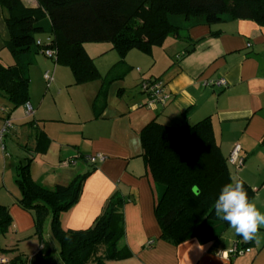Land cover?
Here are the masks:
<instances>
[{"label": "crops", "instance_id": "obj_1", "mask_svg": "<svg viewBox=\"0 0 264 264\" xmlns=\"http://www.w3.org/2000/svg\"><path fill=\"white\" fill-rule=\"evenodd\" d=\"M21 2L28 8L37 7L36 0ZM8 42L5 12L0 7V64L4 67L15 64ZM103 45L84 46L101 80L74 85L68 68L41 54H29L21 63L30 61L27 77L32 115L26 116L24 107L13 111L0 98V130L4 119L11 123L0 150V205L11 217L6 234H10V243L18 236L34 234L33 216L15 202L19 164L30 160L32 181L52 189L67 186L76 175L90 171L86 157H99L82 185L78 202L59 220L64 231L86 230L109 197L117 193L126 198L121 243L126 258L106 264H264V226L251 240L249 252L241 256L231 255L246 242L236 239L234 229L231 235L224 233L204 244L196 237L177 246L160 240L153 184L143 162L141 142L136 146L130 143L134 137L140 141L141 130L151 121L183 128L209 119L231 181L244 183L253 192L251 202L264 213V27L248 21H225L167 39L159 48L160 56H155V49L150 56L130 51L124 68L131 73L113 81L96 108L94 100L103 80L119 62L111 46ZM46 73L52 78L49 86L43 78ZM221 79L226 88L203 85ZM152 80L163 82L170 100L165 106L139 108L147 101L140 84ZM236 145L243 159L240 169L227 161ZM46 234L45 240L54 250L50 229ZM2 250L15 253L9 257L0 252V260L7 263L21 257L15 247Z\"/></svg>", "mask_w": 264, "mask_h": 264}, {"label": "trees", "instance_id": "obj_2", "mask_svg": "<svg viewBox=\"0 0 264 264\" xmlns=\"http://www.w3.org/2000/svg\"><path fill=\"white\" fill-rule=\"evenodd\" d=\"M36 2V8H28L21 0H0L9 34L8 50L15 60L12 66L0 64V98L14 110L28 103L30 61H21L29 54L53 51L51 60L69 69L74 85H83L101 80L84 46L109 44L119 62L108 71L96 95L94 106L98 108L109 85L128 72L124 59L130 51L150 56L154 48L162 46L171 36L178 38L181 32L191 28L210 27L225 21H248L264 27V0ZM39 37H47L40 41L45 43L48 39L50 43L37 46ZM38 142L40 144V139ZM140 142L143 162L153 184V212L160 228L159 239L177 246L193 237L202 244L221 237L230 226L217 218L214 203L221 188L233 182L226 160L214 141L209 119L183 128L151 121L141 130ZM29 165L27 159L16 168L19 196L15 202L33 216L34 234L38 236L40 248L25 264H106L126 258L121 243L124 239L122 207L127 200L117 193L106 200L90 228L82 231L61 229L60 215L78 202L82 185L95 169L94 165H90L87 173L76 175L67 186L52 189L32 181ZM242 184L251 201L253 192ZM194 187L197 195L192 193ZM47 220L50 235L58 246V259L42 234ZM10 226L9 212L0 205V235H6ZM236 239L243 240L237 234ZM251 244V240L246 241L241 248L248 249ZM100 245L105 247L103 257L97 256ZM8 264H23V261L16 256Z\"/></svg>", "mask_w": 264, "mask_h": 264}, {"label": "clouds", "instance_id": "obj_3", "mask_svg": "<svg viewBox=\"0 0 264 264\" xmlns=\"http://www.w3.org/2000/svg\"><path fill=\"white\" fill-rule=\"evenodd\" d=\"M130 143L136 146L140 141L134 137ZM214 211L218 219L227 222L245 241L253 240L258 229L264 226V213L249 200L240 181L221 188L214 203Z\"/></svg>", "mask_w": 264, "mask_h": 264}, {"label": "built area", "instance_id": "obj_4", "mask_svg": "<svg viewBox=\"0 0 264 264\" xmlns=\"http://www.w3.org/2000/svg\"><path fill=\"white\" fill-rule=\"evenodd\" d=\"M49 43L50 41L48 39L45 40V43L38 40L36 42V45L43 46ZM42 55L45 58L50 59V60L54 58V52L51 50L43 51ZM43 78L47 86H49L52 81L51 76L48 73H46L44 74ZM203 85L206 87H217V88L227 87L226 82L222 79L218 81H213V82L205 81ZM140 90L142 91L143 94L147 96V101L144 105L139 106V108L145 107V108L153 109L157 106H165L170 100V95L166 92L165 86L163 82H161L160 80L143 81L140 84ZM23 107H24L26 116H31L32 109L29 103H26ZM10 126H11L10 122L6 120L2 126V129L0 130V150H3L4 148L2 144V139L6 131L10 128ZM239 153H240V147L238 145L234 146L227 160L228 163L231 164L236 169H240L243 165V159L239 156ZM99 159H100L99 157H86L85 161L89 164L95 165ZM248 252H249V249L235 248L233 249V251H231V255L241 256L244 253H248ZM0 264H8V263L4 259H1Z\"/></svg>", "mask_w": 264, "mask_h": 264}, {"label": "rangeland", "instance_id": "obj_5", "mask_svg": "<svg viewBox=\"0 0 264 264\" xmlns=\"http://www.w3.org/2000/svg\"><path fill=\"white\" fill-rule=\"evenodd\" d=\"M171 38H174V37L171 36V37H169L167 39L169 40ZM103 44H88V45H90V46H105ZM160 47H162V46H160ZM160 47L154 48L155 49V51H154L155 52L154 53L155 56H160L161 55V52L162 51H159L160 50L159 49ZM97 53H98V51L93 52V55H96ZM50 61H52V60H50ZM128 73H131V72L128 71ZM152 81H154V80H152ZM0 100L2 101V99H0ZM13 111H14V109H13ZM49 229H50L49 222L46 221V223L42 227V234H43V237L44 238H45V235H47L46 233L48 232ZM33 232H35V231L33 230ZM225 233H226V237L229 236V235H231L233 233V228H230ZM29 235L32 236V237L30 238V236H26V238H25L23 236H18V237L14 238V239L12 238L13 241H11V243L9 241L10 234L7 235V236L6 235H4V236L0 235V250L5 249V248H10V247H15L16 250H17V253L19 255H21L23 264H25L26 260L31 257L32 253H36L38 247H40L39 240H38V236H36L35 234H29ZM52 242H53V245H54V248H55L53 250V255L56 257V259H58L57 258L58 246H57V244H56L55 241L52 240ZM11 249H13V248H11ZM104 252H105V247L103 245H100V246L97 247V253H98V256L99 257H103V253ZM10 253L12 255L15 254L12 251L11 252H5L3 254L9 256V255H11ZM57 263L60 264V262H57Z\"/></svg>", "mask_w": 264, "mask_h": 264}, {"label": "water", "instance_id": "obj_6", "mask_svg": "<svg viewBox=\"0 0 264 264\" xmlns=\"http://www.w3.org/2000/svg\"><path fill=\"white\" fill-rule=\"evenodd\" d=\"M192 193H193L194 195H197V188L194 187V188L192 189Z\"/></svg>", "mask_w": 264, "mask_h": 264}]
</instances>
